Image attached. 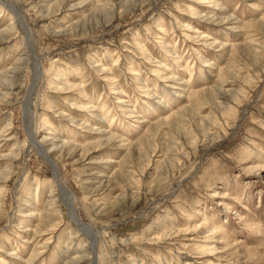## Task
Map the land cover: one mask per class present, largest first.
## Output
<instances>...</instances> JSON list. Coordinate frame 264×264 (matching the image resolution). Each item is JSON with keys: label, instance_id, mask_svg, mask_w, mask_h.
Listing matches in <instances>:
<instances>
[{"label": "rangeland", "instance_id": "rangeland-1", "mask_svg": "<svg viewBox=\"0 0 264 264\" xmlns=\"http://www.w3.org/2000/svg\"><path fill=\"white\" fill-rule=\"evenodd\" d=\"M7 1L23 16L38 55L45 62L49 58L56 62L37 88L35 102L38 139L47 137L44 148L52 149L56 157L60 147H52L54 134L78 145L103 139L82 130L87 123L135 145L146 128L135 116L153 122L155 117L189 105L193 100L187 96L196 90L214 86L221 77L219 72L230 63V53L208 47L199 39L193 41V37L209 36L211 42L223 45L254 41V50H258L256 44L264 46V20L259 22L264 18V0H215L238 25L206 23L193 16L196 10L204 16L220 13L199 0H137L122 14L123 8L116 7L114 19L107 24L103 19L96 24L89 17L93 9L89 0H58L62 9L55 14L47 12L56 6V0ZM10 16L5 10L0 14V33L10 24ZM84 21L87 32L82 33L79 28ZM257 24L262 25L258 30H243ZM69 27L78 30L70 33ZM188 28L197 33L186 31ZM21 36L0 41V75L25 55ZM164 43L166 49L161 47ZM234 55L237 60L223 86V91H232L224 99L229 110L223 114L209 103L198 109L200 116H214L215 123L208 130L219 137L204 141L195 123L187 125V131L179 127L159 130L161 140L152 146L155 157L149 153V162L140 159V168L133 165L131 177L136 184H108L128 156V147L120 140L96 148L91 163L89 156L77 161L78 156L66 154L58 164V182L76 197L75 211L100 233L102 240H98L108 249L102 264H264V68L253 66L245 54ZM257 55L264 61V53ZM98 69L104 72L98 73ZM156 73L179 78L182 85L162 81ZM30 74H16L8 102L0 105V131L8 122L12 126L0 143V264H26L31 251L40 247L44 253L32 264H67L65 258L90 241L78 233L67 242L73 226L64 207L60 219L51 224L54 231L34 238L25 232L34 230L36 224V219L23 217L25 205L39 200L43 207L54 185L43 157L29 149L26 140L20 105ZM56 79L74 84L80 91L57 93L50 85ZM153 96L157 99L152 100ZM123 100L130 112L119 105ZM83 103L99 109L100 118L77 109ZM162 139L173 140L174 156L166 157ZM15 145L20 157L11 159L9 149ZM134 148L129 159L136 164L143 150ZM167 158L174 167L162 165ZM8 170L11 174L4 179L1 175ZM17 224L22 231L16 230ZM45 241L48 247L42 246Z\"/></svg>", "mask_w": 264, "mask_h": 264}, {"label": "bare ground", "instance_id": "bare-ground-1", "mask_svg": "<svg viewBox=\"0 0 264 264\" xmlns=\"http://www.w3.org/2000/svg\"><path fill=\"white\" fill-rule=\"evenodd\" d=\"M62 1V0H61ZM56 0V6H52L51 8H55L56 10L52 12V9L47 12L49 13H58L61 11L62 7L59 5L62 2ZM87 1V0H86ZM122 2H119V0H89L90 6L93 8L92 12L90 13L91 15L89 16L90 18H93L94 21H96V24H99L100 20L103 19L105 23L107 24L112 20V18L115 15V11L117 10L116 7L123 8L121 10V14L124 12L129 11L128 7L131 5H135L137 3V0H121ZM145 1V0H144ZM147 1V0H146ZM246 1H252V0H246ZM203 6H209L210 9L220 11L219 14H212V15H202L199 12L194 11L193 16H196L198 18H201L204 22L206 23H219V24H224V23H230L234 22L231 17H228L224 11V9L221 7L219 3H217L215 0H199ZM255 4L252 2L251 3V8L255 9L254 6ZM208 7V8H209ZM220 7V8H219ZM8 11L10 13L11 21L10 24L4 28L2 33H0V38L2 40L0 41H5L7 39H11L13 35L17 36L19 34L22 38L21 45L24 47L25 55H20L17 60L14 62V65L12 66L11 69L6 71L4 74L0 75V105H6L8 102V97L7 95L10 94L12 88L14 87V80L16 78V74L22 73L23 72H30L31 78L29 80L30 85L27 88V90L24 93V100L21 102L20 109L23 112V126H25V131H26V140L29 146V149L34 151L36 154H40L43 157V160L45 161V164L48 166V168L51 170L52 177L54 178V181H50L52 184H54L51 189L48 191L47 195V200L44 203V206L40 208V201L36 200L35 205L32 203H27L25 206L27 211L24 214V218L27 219H36V224L34 226V230L31 229H26L25 232L30 234L32 238L36 236H40L41 234L47 233L49 231H54V224L51 225L56 219H60V215L62 212H60L61 208H65L67 214L69 215L68 221L70 224L73 226V232L69 235L70 238H68L67 242L72 241L73 238L71 235H76L78 233H84L90 243L88 246H78L72 253H76L74 257H71L70 255L72 253H68L69 258L67 259L66 263L67 264H102V261L104 260L105 256H108V249L107 247H104L103 241L100 242L98 239L102 238L100 237V233L94 230V227L91 226V224L84 222V220L80 217L78 212L75 211V203H76V197H74L73 193L69 190L63 187V184L58 182L59 176H60V169L58 168V164L61 162V160L65 157L66 154L68 155H74L78 156L77 161H81L85 157L89 156V161L88 163H91L94 161L92 155L95 154L94 150L98 147H101L104 143L110 144V142H114L117 140H120V143L122 146L128 147L126 150L128 151V156L125 158L124 162L119 164V169L115 171V175L113 174L111 179L108 181L110 184V181H116V182H130V183H135L132 179V175L135 173V167L140 168L141 166L138 165V160L140 159H145L146 162H149L150 156L148 154L150 153L155 157L156 151L155 148L152 149V146L155 147L156 143L160 141L161 139L159 136L161 135V132L159 130H162L164 128H170L176 127L180 129H185L187 125L192 126L193 123H195L199 127L200 131V136L202 139L205 141L210 138H216L219 137L216 134H209V125L212 123H215V119L212 117H203L200 116L198 109L201 108L203 105H206V103H209L207 105L211 106L212 109L216 111H220L221 113L225 114L227 110H229L226 107L227 101L224 100L226 98V95L228 93H232L231 90L229 91H223V86L226 83L225 75L227 73L231 72L230 68L234 65V62H236V58L234 53H240V54H245L248 57V61L252 62L254 65L253 66H258L261 69L264 68V61L260 60V57L257 55L258 52L264 53V46L261 45H255L258 50H254V46H252V42L250 43L247 41L243 44L239 45H228V44H219L218 42H211L210 37L206 36H200L197 35V37H193L192 40L196 41V39H199L201 42H203L205 45L208 47L212 46L214 48H219L221 51H226L230 53V63L228 64V67L225 68L224 70H221L219 72L220 79L216 81L214 86H211V88L208 89H201V90H196V92H193L192 94L188 95L187 97L192 98V102L187 105L183 106L182 108L178 109L175 113L169 112L168 116H162V117H155L153 122L146 121L145 118H141V116H135L134 119L135 121L139 120L138 124L145 125L146 128L144 129L143 135H141L136 141L137 143L135 145L132 144V142L123 140L117 135L109 132H105L104 129L101 127H93L90 124H83L81 127L82 130L85 129L89 134H97L100 137L98 138H103V139H97L95 142H85V144L78 145L72 141L69 140H61L59 139L55 134L51 136L50 140H54L55 143H52L53 148L60 147L59 149V156L56 157L54 156L55 154H51V150H46L44 148V145L49 141L47 137L42 136L40 139H38V126L36 127L35 125V102L37 99V88L40 87V84L44 83V78L46 80V74L49 71V69L56 63L52 62L51 63V58L47 59L46 62L45 60L38 55V53L34 49V42H33V37L31 36V31L29 30L28 26L26 23H24L23 16L21 13L16 9L13 4L8 2L7 0H0V14L3 13V11ZM117 13V12H116ZM213 13V12H212ZM87 17V18H89ZM114 19V18H113ZM264 18L259 21L262 22ZM238 22H234V25H238ZM78 26V23H77ZM77 26H73L77 28ZM73 27H69L67 30L68 32L76 33L77 30L73 31ZM86 22L84 21V25L79 28L82 33L86 31ZM239 27V26H238ZM262 27L259 26L258 24L256 26H245L243 27V30H248L256 28L257 30ZM186 31H190V33H197L196 30L193 29H187ZM87 32V31H86ZM75 35V34H74ZM6 37V38H5ZM210 38V39H209ZM214 40V39H213ZM210 41V42H209ZM143 46V45H142ZM139 45V49L144 56V59L147 61L149 60L148 54L143 49V47ZM162 48H165V43L164 45H161ZM166 49V48H165ZM50 57V56H48ZM261 61V62H260ZM45 62V64H44ZM208 64V63H207ZM55 67V66H54ZM233 68V67H232ZM98 73H103L104 70L98 69L96 70ZM168 71V68L165 69V72ZM169 73V71H168ZM158 74V73H156ZM158 76H160L158 74ZM163 80L162 81H172L175 82L178 85H182V81L178 78L172 77V75L169 77V75L166 77H161ZM72 79V78H71ZM69 81V78L67 79ZM74 80V79H73ZM56 84L55 83H50L54 90H56L57 93H77L80 91L78 90L79 87H77L74 84L67 83L61 80L56 79ZM181 81V82H180ZM78 90V91H77ZM143 91L150 96L151 93H147L148 89H143ZM123 95V94H122ZM230 95V94H229ZM228 95V96H229ZM234 95V94H233ZM10 96V95H9ZM236 97V96H235ZM233 97L232 100L234 102H237V99ZM157 97L153 96L152 100H156ZM87 100V99H83ZM125 100V99H124ZM120 101L119 105L122 107L123 110L130 112V108L128 106V102L126 101ZM216 100V101H215ZM219 100H224V101H219ZM85 102V101H83ZM159 104H163L162 101H158ZM82 106L78 107L77 109L83 110L85 113L86 112H92V118L93 119H99V115L97 114L99 112V109H97L95 106H90V104H81ZM71 107V106H70ZM165 108L167 106H164ZM73 108V106L71 107ZM92 110V111H91ZM166 112V111H165ZM215 112V111H214ZM63 116V114H61ZM60 116V115H59ZM190 116V117H189ZM61 117V116H60ZM73 119V118H72ZM145 119V120H144ZM214 119V120H213ZM42 125L45 126V129H48L47 123L45 122V119L42 118ZM70 122V121H69ZM75 122V121H74ZM71 123V122H70ZM77 124V123H76ZM81 125V124H80ZM213 125V124H212ZM211 125V126H212ZM11 122H8L6 125V129L0 131V143L3 142L1 138L5 137L4 133H7L8 130L11 129ZM78 127V126H77ZM187 131V129H185ZM196 131V130H195ZM171 132V131H170ZM179 132V131H178ZM189 133V132H188ZM173 135V134H172ZM173 137V136H172ZM171 137V138H172ZM175 137V136H174ZM192 136H190L191 138ZM181 138V137H180ZM176 142L179 141V137L175 138ZM164 140V147H161L164 149V151H167L166 157L174 156V151L171 150L173 148V140L170 139H162ZM212 140V139H210ZM56 142H61V146H58V143ZM181 144V143H180ZM133 145V146H132ZM139 147L140 149L143 150V153L138 155V158H136V164L134 162H131L129 158H133V148L134 147ZM195 146V145H194ZM160 148V149H161ZM135 149V148H134ZM138 149V150H140ZM163 151V150H162ZM159 153H163L161 151H158ZM10 154V155H9ZM8 156L11 159H18L20 157V151L18 145L13 146V148L9 149ZM8 156H5L8 158ZM130 161V162H129ZM173 160H168V158L165 160V163L162 165H173ZM134 165V166H133ZM167 168V167H165ZM251 171H257V170H251ZM11 174V170L6 171L3 173L1 176H3L4 179H8L9 175ZM2 178V177H1ZM50 182H46L48 184H51ZM136 184V183H135ZM128 185V184H127ZM36 191V190H35ZM86 193V189L84 188L83 190ZM36 194V193H35ZM36 196V195H35ZM37 198V197H36ZM26 201V200H25ZM63 202V204L61 203ZM28 202V201H26ZM1 204V201H0ZM32 205V206H31ZM117 204H114L116 206ZM118 207V206H117ZM1 209V205H0ZM41 209V210H39ZM39 210V211H38ZM40 212V213H39ZM101 212H98L100 214ZM63 215V214H62ZM16 230L22 231L23 228L19 227V224H17V227H15ZM31 232V233H30ZM104 237V236H103ZM25 240V239H24ZM25 242V241H24ZM106 245V244H105ZM43 247H48L49 243L45 241V243L42 245ZM40 248H35L31 251L30 256L28 260L26 261V264H32L35 262L39 257L40 254L44 253V251H41ZM69 250V249H68ZM67 250V251H68ZM70 251V250H69ZM5 253V252H4ZM14 254V253H13ZM11 254H5L6 257H10ZM43 264V262H42Z\"/></svg>", "mask_w": 264, "mask_h": 264}]
</instances>
